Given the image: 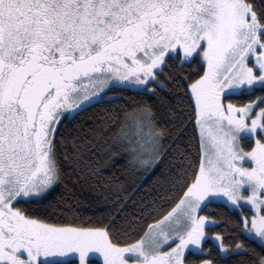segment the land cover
<instances>
[{"label": "snow or ice", "instance_id": "obj_1", "mask_svg": "<svg viewBox=\"0 0 264 264\" xmlns=\"http://www.w3.org/2000/svg\"><path fill=\"white\" fill-rule=\"evenodd\" d=\"M0 264H264V0H0Z\"/></svg>", "mask_w": 264, "mask_h": 264}, {"label": "trees", "instance_id": "obj_2", "mask_svg": "<svg viewBox=\"0 0 264 264\" xmlns=\"http://www.w3.org/2000/svg\"><path fill=\"white\" fill-rule=\"evenodd\" d=\"M129 94H125V96L127 97ZM236 99H239V100H241V102H246V100H247V97H243V98H234V100H236ZM212 208H213V212H214V214L218 217V218H221V217H223L224 215H225V212H224V210L223 209H218V208H216V206L215 205H213L212 206ZM218 231H223L224 230V225L222 224L221 225V228L220 229H217Z\"/></svg>", "mask_w": 264, "mask_h": 264}]
</instances>
